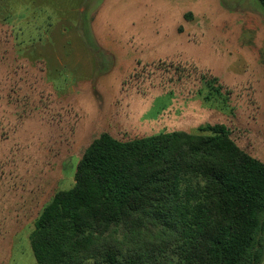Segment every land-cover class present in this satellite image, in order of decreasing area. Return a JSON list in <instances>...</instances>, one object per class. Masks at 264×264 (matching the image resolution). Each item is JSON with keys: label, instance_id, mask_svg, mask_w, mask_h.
<instances>
[{"label": "rangeland", "instance_id": "obj_1", "mask_svg": "<svg viewBox=\"0 0 264 264\" xmlns=\"http://www.w3.org/2000/svg\"><path fill=\"white\" fill-rule=\"evenodd\" d=\"M18 53L45 61L46 71L28 63L22 84L33 110L21 127L14 113L0 127V264H37L30 237L41 210L74 186L79 161L104 132L129 140L220 124L264 162L258 0H0V56ZM158 61L217 76L230 99L223 90L206 100L194 76L170 81L167 71L139 68ZM139 71L145 77L133 78Z\"/></svg>", "mask_w": 264, "mask_h": 264}, {"label": "trees", "instance_id": "obj_2", "mask_svg": "<svg viewBox=\"0 0 264 264\" xmlns=\"http://www.w3.org/2000/svg\"><path fill=\"white\" fill-rule=\"evenodd\" d=\"M28 63L46 71L41 59L0 56L1 130L9 113L19 115V128L33 110L22 84ZM139 68L167 71L170 81L194 76L208 88L206 100L223 90L226 102L231 96L217 76L193 64ZM199 132L129 140L102 133L79 161L74 186L57 191L35 222L30 241L37 264H262L264 162L224 125Z\"/></svg>", "mask_w": 264, "mask_h": 264}, {"label": "crops", "instance_id": "obj_3", "mask_svg": "<svg viewBox=\"0 0 264 264\" xmlns=\"http://www.w3.org/2000/svg\"><path fill=\"white\" fill-rule=\"evenodd\" d=\"M262 264H264V261L262 262Z\"/></svg>", "mask_w": 264, "mask_h": 264}]
</instances>
